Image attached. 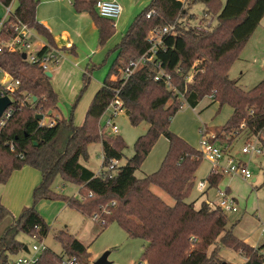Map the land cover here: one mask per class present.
Listing matches in <instances>:
<instances>
[{"label":"trees","instance_id":"16d2710c","mask_svg":"<svg viewBox=\"0 0 264 264\" xmlns=\"http://www.w3.org/2000/svg\"><path fill=\"white\" fill-rule=\"evenodd\" d=\"M70 1L76 13L91 17L97 30V45L103 47L115 33V22L96 13L98 0ZM12 2L16 7L2 26L0 38L11 34L10 25L19 22L54 46L49 31L36 19L38 1L0 0L4 7ZM195 3L205 5L204 15L214 16L216 25L212 29L197 31L178 26L177 20L186 17ZM149 12L152 15L147 18ZM263 17L264 0H225L224 3L185 0V4L177 0H150L115 46L116 59L94 94L81 126L74 125L72 116L54 119L52 126H40L35 116L57 108V94L49 78L42 72L29 73L20 53H0L1 68L19 80L18 92L35 98L32 103L23 104L2 130L0 184H5L14 171L25 166L37 170L41 176L39 185L32 191L33 205L23 208L0 237V264H13V258L23 253L26 244L19 236L34 237L39 242L47 236L50 228L34 208L42 200H62L68 208L87 217L107 207L108 212L102 214L106 226L114 222L128 238L145 242L139 263L227 264L220 259L219 252L230 249L246 258L244 264H262L264 245L255 249L240 241L233 234V227L227 226L226 214L210 206L207 199L197 208L187 201L202 156L199 150L171 132L169 125L183 104L194 109L203 98L212 97L219 107L232 108L222 132L212 141L230 146L233 134L258 137L264 133V79L243 90L228 75ZM174 23V33L162 37L151 62L139 65L124 85L120 80L112 81L111 77L120 76L129 63L145 54L152 55L148 53L149 30ZM67 50L76 55L74 48ZM190 74L191 82H187ZM82 82L73 107L90 83L85 73ZM116 90L130 125L146 123L148 129L135 140L133 155L124 165L106 172L105 177H98L81 163V159L87 160V147L100 143L103 167L111 160L119 162L126 148L120 136L99 130V119L115 98ZM21 99L19 96L18 100ZM160 137L167 140L168 147L159 168L137 178L135 172ZM57 176L77 185L79 198L54 192L52 184ZM221 179L220 175L209 174L207 190L216 188ZM151 187L169 196L173 205H167ZM7 217H12L11 213L0 203V222ZM54 238L67 258H75L77 264H88L87 247L78 239L65 231L58 232ZM61 261L62 257L45 248L35 264H61Z\"/></svg>","mask_w":264,"mask_h":264},{"label":"rangeland","instance_id":"374dc122","mask_svg":"<svg viewBox=\"0 0 264 264\" xmlns=\"http://www.w3.org/2000/svg\"><path fill=\"white\" fill-rule=\"evenodd\" d=\"M220 1L221 3L225 2V0ZM116 2L121 6L122 13L115 22L114 35L103 47H98L97 45L98 35L96 33V28L93 26V21L88 14L84 13L86 14L85 16H79L75 12L70 11V14L64 15L63 22L60 23V29L62 30H59V32L64 31L67 33L70 36V39L77 45V50L76 55H62L63 57L59 63L51 68L52 77L49 81L50 85L57 92L58 101L56 109L59 113L58 116L65 119L72 116L74 124L80 119L82 124L87 99L90 98L92 92L94 93V89L103 83L116 59L117 53L114 50L115 46L120 42L126 31L129 29L133 18L148 5L150 0H117ZM15 7L16 3L14 2L12 4L13 11ZM204 9V4L195 3L186 17L177 20L179 23L178 26L195 29V26L199 23H204L203 29H212L213 26L216 25V20L213 15H204ZM4 15L5 8L0 3V23L2 22ZM203 29L201 31H204ZM36 37L37 42H46V40L40 35H36ZM239 58V60L233 63L228 75L229 78L236 81L237 85L243 90H249L254 87L258 81L264 79V19L256 29L252 39H250L240 52ZM61 64H64L61 72L57 73L54 71L52 73V71ZM27 71L34 74L33 70ZM83 73L90 78V83L76 106L73 107L75 99L83 86ZM113 77L114 76L111 78ZM169 88L171 87L169 86ZM220 108L219 105L213 103V99L210 97L203 98L194 109L183 104L181 109L171 120L169 130L171 132L174 131L173 133L179 137H181L179 134L186 135L188 138V141L185 139L187 143L199 150V132L201 129L206 130L208 129L207 127L210 128V131L205 132L209 135L211 141L217 136V133L222 132L221 127L228 117V112L230 114V107L223 106L221 109ZM125 113L126 111L124 110L123 113L117 114L111 120L118 129L117 134H111V127L105 126L106 121L111 115L110 110H107L99 119V126L104 129V133L111 136L118 135L126 144V148L123 150V158L118 162L117 167L124 165L127 159L133 155V144L135 140L144 135L147 130L146 123H140L137 126L130 125ZM209 125L214 128H211ZM233 138L234 140L230 145V153L247 164L252 175L251 179L242 180L241 178H238L233 182L229 181L228 185H226V182L229 179L237 177L224 176L216 188L208 189L206 194H201L197 191V184L201 181L207 182V177L210 172L209 163L204 157H202L201 163L195 174L193 190L187 201L189 203L193 202L196 208L207 198L208 201H216V190H225L227 186L230 194L236 199L235 204L237 208L236 213H226L228 220L227 226L229 228L233 226L232 232L239 239H241V237H246L248 239L252 238L253 241L260 235L264 242V232H262L264 229V151L252 155H241L240 153L241 148L248 141H251L254 145H257L258 141L259 144L264 147V133L257 137V141L253 136L249 137L242 133L233 136ZM217 143L219 142L217 141ZM162 145L167 149L168 142L165 138L160 137L155 143L154 149L152 148V152L150 151L151 153L146 159L142 169L139 168V170L135 172L137 178H141L143 172L145 173L149 171V173H153L156 171L151 170L153 165L150 166L149 164L151 163V160H153L154 154H156L159 149H162ZM100 146V143L90 144L86 150L88 156L87 160L81 159V163L88 167L94 174H97L104 169L102 166ZM159 156H165L164 152H161ZM253 179L254 181H252ZM3 186V184H0V198L6 199L8 193L4 191ZM52 190L64 197L79 198L78 186L63 181L60 176H57L54 179ZM151 191L160 197L167 205H173V200L160 189L151 187ZM0 203L2 204L1 201ZM26 203L27 202L25 201L21 210L23 208H30L33 205L32 193L31 202H28L30 204L27 206ZM38 203H36L34 208L40 214L37 210ZM41 206H39V210L42 211L40 215L49 226L50 230L42 242H39L34 237L27 238L25 236H19V239L25 242L27 248L30 249L34 244H43L57 256L62 257V264L63 261L68 260L69 258L65 256L61 245L54 236L58 232L65 231L87 247L91 264H95L105 253L108 254L107 264H129L130 261L131 263L138 262L145 242L140 239L128 238L125 232L114 222L106 226V221L101 215V212L97 214H99L104 220V226H102L97 220L91 218L92 216L87 217L68 208L66 203L62 200L47 201L44 203L42 209ZM21 210H16V212L11 209L9 210L12 217H7L0 222V237L6 227L17 219ZM13 216L17 217L14 219ZM31 253L32 252H30V254ZM26 255V253L18 254L13 258V261L18 257H24ZM39 255L40 253L37 256ZM219 257L227 264H229V262H238V260L241 259L238 253L227 249H220ZM89 258L87 259L88 264ZM262 264H264V262Z\"/></svg>","mask_w":264,"mask_h":264},{"label":"built area","instance_id":"2783aa9c","mask_svg":"<svg viewBox=\"0 0 264 264\" xmlns=\"http://www.w3.org/2000/svg\"><path fill=\"white\" fill-rule=\"evenodd\" d=\"M182 4H185V0H177ZM5 8V15L0 23V30L4 23H6L10 16H12L13 9L11 3ZM96 13L105 19L116 21L122 13L121 6L115 1H102L98 0L95 3ZM152 12L147 14V18H150ZM204 27V23H199L195 26V29L201 31ZM12 33L9 34L6 38H0V53H20L25 64L28 66V70H33L34 72H42L43 74L49 73L51 68L59 63L62 59L63 52L58 48H53L49 46H39L37 44L36 32L29 26L23 23H15L10 25ZM175 23L160 26L157 28H152L149 30L147 35V42L150 44L148 53L152 55L149 57L146 54L140 57L139 59L129 63L123 70L120 76H114L112 78L113 82L120 80L121 85L128 80V78L133 74L134 70L139 67V65L145 62H151L153 59V52L158 45L161 44L162 37L174 33ZM204 31L207 28L203 29ZM147 53V54H148ZM24 56V58H23ZM155 79H158L156 77ZM192 76L190 75L187 78V82H191ZM19 80L14 78L8 71H5L0 66V99L7 97L9 99V105L0 115V137L2 130L6 126L7 122L12 118L13 114L19 110L23 104L32 103L33 97H31L26 92H18L19 89ZM18 93V94H17ZM119 90H116L115 98L110 102L107 110L111 111V115L106 121L105 126L111 127V134H117L118 129L114 123H112V118L117 114L124 112L123 103L118 97ZM22 98L20 101L18 97ZM212 98V97H210ZM105 111V112H106ZM45 116V115H44ZM40 126H52L53 122H39ZM242 128V127H241ZM101 132H104L103 128H100ZM205 129H201L200 141H199V151L201 156L209 163L211 175H220L221 177L230 176L241 178L242 180L251 179L252 175L248 169L246 163L239 160L235 155L230 153V146L225 144L217 143L216 141H211L209 135L205 132ZM235 136V134H233ZM257 141V137H253ZM10 150L13 151V146H10ZM263 147L257 141V145L248 141L241 148V155H252L259 154L263 152ZM118 165V162L115 160L109 161L106 167L96 174L98 177H105L106 172H112ZM208 183L199 182L197 184V191L204 193L207 191ZM216 201H208L209 205L213 208H218L222 212H236L237 208L233 202L231 196L225 190H216ZM114 205V202L111 203V206ZM108 212L107 207L102 209L101 215ZM94 220H97L102 226H104V220L99 216V214H94L92 217ZM43 244L32 245L28 248V253L24 257H18L13 264H35L38 258V254L45 250ZM30 252H32L30 254ZM24 253V252H23ZM62 264H77L75 258H71L62 262Z\"/></svg>","mask_w":264,"mask_h":264},{"label":"crops","instance_id":"0c3cea01","mask_svg":"<svg viewBox=\"0 0 264 264\" xmlns=\"http://www.w3.org/2000/svg\"><path fill=\"white\" fill-rule=\"evenodd\" d=\"M37 1H38V5H37V9H36V19H37V21L39 23H41L49 31V33H50V35H51V37L53 39L54 46H50L47 41L44 42V43H40V41H38L37 44L39 46H49V47H53V48H58V49L62 50L63 54H70L69 51L67 50V48H69V47H72L75 50H77V45L74 43V41H72L70 39V36L67 33H65L64 31L59 32V30H62V29H60V23L63 22L64 15L65 14H70V11L75 12L73 7H72L71 1L70 0H37ZM102 1H115L116 2L117 0H102ZM13 3L14 2H12L11 5ZM76 14L79 15V16H85L86 15L84 13H76ZM263 19H264V17L261 19L260 23H262ZM260 23L257 26V28L260 26ZM256 29H255V31H256ZM255 31L253 32V34L255 33ZM96 33H97V30H96ZM253 34L248 39L247 43L250 41V39H252ZM247 43H246V45H247ZM239 56H238L237 60L240 59ZM65 61H66V59H65ZM63 67H64V64L63 65L62 64L59 65L57 68H55V70L52 71V73L54 71L57 72V73H60L61 70L63 69ZM49 73L51 74V71ZM51 77H52V75H51ZM260 81H258V83ZM49 83H50V81H49ZM101 85L102 84H100V86H97L95 88L96 90L94 89V93L92 92L90 98L87 99L86 107H85L86 109H84V114H86V111H87V109H88V107L90 105L89 102H91L94 94L101 87ZM53 90L57 94V92H56V90L54 88H53ZM57 98H58V96H57ZM224 106H227V105H224ZM220 109H219V111H220ZM50 112H51V114H50V116L48 118V121H53L54 119H59L60 118L58 116L59 113H58L57 109H52ZM231 114H232V108H230V114L228 112V117H227L226 121L229 119ZM84 117H85V115H84ZM83 120H84V118H83ZM82 123H83V121H82ZM75 124H77V125H75ZM75 124H74L75 126H81L82 125L81 124V119L78 120V122H76ZM209 126L211 128H214L211 125H209ZM207 128L208 129H206V131H210V128L209 127H207ZM147 129H148V125H147ZM179 135L181 136L182 139H184V140L186 139L188 141V138L186 137V135H183V134H179ZM154 147L155 146H153V149H154ZM167 147H168V145H167ZM153 149H151V150H153ZM166 151H167V149L164 148V145H162V149H159L158 152L156 154H154L153 160H151V163L149 164L150 166L153 165V168L151 170H157L158 169V167L161 164V161H162V159L164 157V156L160 157L159 155H160L161 152H164V155H165ZM150 153L148 154L146 159L149 157ZM101 154H102V148H101ZM146 159L144 160V162L140 166L141 169H142L143 165L145 164ZM142 174L143 175H148V174H151V172L150 173H149V171L145 172V173L143 172ZM236 179H238V178L229 179L226 182V185H228L229 181L233 182ZM40 181H41L40 173L37 170L33 169V168L25 166V167H23L22 169H20L18 171H14L11 174V176L9 177L8 181L5 184H3L4 185L3 186L4 187V191H6L8 193V196H7L6 199L0 198V201L2 202V205H4L7 208H10L14 212H16V210H19V209L21 210V208L25 204V201L27 202L26 204L28 206L30 204L28 202H31V193H32L33 189L39 185ZM252 181H254V179ZM225 191L231 196V198L233 199V202L235 204L236 203V199L230 194L229 188L227 186H226ZM206 193H207V191L204 194H206ZM206 198H207V196H206ZM45 202H47V201H40L37 204V210L40 212V214L42 213V211L39 210V208H40L39 206L42 205L41 206V209H42V207H43ZM235 206H236V204H235ZM10 209H8V210H10ZM236 212H237V210H236ZM236 212H230L229 211V212H224V213L226 214V213H236ZM13 217L15 219L17 216H13ZM262 232H264V229L262 230ZM241 239H239V240L242 241L243 243L247 244L251 248H255L256 249V248H259L262 245H264V242L262 241V238H261L260 235H259L258 238L254 239L253 241H252V238L248 239L246 237H241ZM227 250H230V249H227ZM236 253L239 254L241 259L238 260V262H233V263L229 262V264H244L246 262V258L242 254H240V252H236ZM89 264H91V259L90 258H89ZM129 264H146V263L145 262H140V263L139 262H136V263L132 262L131 263V261H130Z\"/></svg>","mask_w":264,"mask_h":264},{"label":"water","instance_id":"95a60500","mask_svg":"<svg viewBox=\"0 0 264 264\" xmlns=\"http://www.w3.org/2000/svg\"><path fill=\"white\" fill-rule=\"evenodd\" d=\"M24 58V56H23ZM46 77L50 78L51 77V74L50 73H46L45 74ZM33 101H35V98H33ZM9 105V99L7 97L5 98H1L0 99V115L2 114V112L6 109V107ZM51 114L50 111L47 112V114L44 116L42 114H38L35 116V120L36 121H48V118H49V115ZM125 115L127 116L128 113L126 112ZM36 145V144H35ZM23 252L24 253H28V248L25 246L24 249H23ZM107 253L103 254V256L95 263V264H107Z\"/></svg>","mask_w":264,"mask_h":264}]
</instances>
